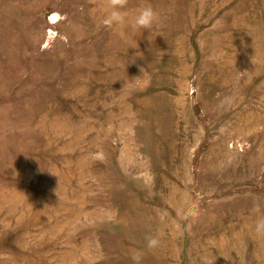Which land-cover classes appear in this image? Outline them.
<instances>
[{"label": "rangeland", "instance_id": "obj_1", "mask_svg": "<svg viewBox=\"0 0 264 264\" xmlns=\"http://www.w3.org/2000/svg\"><path fill=\"white\" fill-rule=\"evenodd\" d=\"M107 11L0 0V264H264V0Z\"/></svg>", "mask_w": 264, "mask_h": 264}, {"label": "clouds", "instance_id": "obj_2", "mask_svg": "<svg viewBox=\"0 0 264 264\" xmlns=\"http://www.w3.org/2000/svg\"><path fill=\"white\" fill-rule=\"evenodd\" d=\"M107 13L101 20V23L106 28L123 27L126 23L125 13L122 11L126 8L128 0H105ZM159 14L150 6H141L133 20V27L150 31L154 26L159 24ZM142 72V69H141ZM55 175L54 173H52ZM254 209L259 210V205L254 204ZM255 232L258 235L264 236V215L258 217L255 221ZM161 241L155 237H147V246L149 249H155L160 245ZM134 264H141L142 256L137 253L132 256Z\"/></svg>", "mask_w": 264, "mask_h": 264}]
</instances>
